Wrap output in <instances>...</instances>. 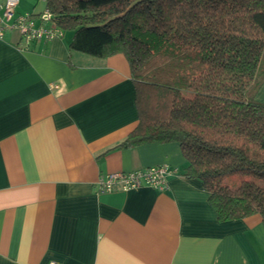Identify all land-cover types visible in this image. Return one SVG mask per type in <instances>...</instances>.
<instances>
[{
	"label": "crops",
	"instance_id": "obj_1",
	"mask_svg": "<svg viewBox=\"0 0 264 264\" xmlns=\"http://www.w3.org/2000/svg\"><path fill=\"white\" fill-rule=\"evenodd\" d=\"M71 38L0 39V264H264L261 216L218 220L177 142L112 149L138 124L137 84L123 54L72 51ZM158 165L180 173L163 190L98 192L108 172Z\"/></svg>",
	"mask_w": 264,
	"mask_h": 264
},
{
	"label": "trees",
	"instance_id": "obj_2",
	"mask_svg": "<svg viewBox=\"0 0 264 264\" xmlns=\"http://www.w3.org/2000/svg\"><path fill=\"white\" fill-rule=\"evenodd\" d=\"M44 1L70 50L128 62L140 118L112 149L177 142L218 220L264 223V0Z\"/></svg>",
	"mask_w": 264,
	"mask_h": 264
},
{
	"label": "built area",
	"instance_id": "obj_3",
	"mask_svg": "<svg viewBox=\"0 0 264 264\" xmlns=\"http://www.w3.org/2000/svg\"><path fill=\"white\" fill-rule=\"evenodd\" d=\"M19 0H0V39L6 32L14 31L20 48L28 49L33 44L47 42L53 37H61L63 32L56 26L53 15L46 8L42 12L16 13ZM177 170L166 165H158L129 172H108L98 179V192H112L116 189L126 190L141 186H150L163 190L166 178ZM49 264H56L51 261Z\"/></svg>",
	"mask_w": 264,
	"mask_h": 264
},
{
	"label": "rangeland",
	"instance_id": "obj_4",
	"mask_svg": "<svg viewBox=\"0 0 264 264\" xmlns=\"http://www.w3.org/2000/svg\"><path fill=\"white\" fill-rule=\"evenodd\" d=\"M227 179H228V181H230V183H237L240 178L238 176H236V175H229ZM260 184L264 188V183L261 182Z\"/></svg>",
	"mask_w": 264,
	"mask_h": 264
}]
</instances>
